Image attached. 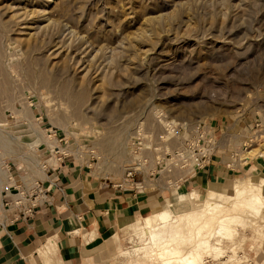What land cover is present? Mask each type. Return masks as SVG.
Returning <instances> with one entry per match:
<instances>
[{"label":"rangeland","instance_id":"rangeland-1","mask_svg":"<svg viewBox=\"0 0 264 264\" xmlns=\"http://www.w3.org/2000/svg\"><path fill=\"white\" fill-rule=\"evenodd\" d=\"M65 87L84 92L80 116ZM0 89L7 90L0 93V128L22 136L19 155L0 165L29 179L45 174L31 172L20 156L32 153L42 165L51 153L44 141L35 150L29 145L34 125L98 178L131 188L129 169L144 171L134 174L139 191L166 190L167 200L152 202L165 205L186 191L170 182L181 172L167 178L157 161L198 122L229 129L222 149L237 156L225 161L241 171L222 186L264 178V168H255L264 157L247 166L243 159L264 148V0H0ZM238 229L251 261L259 245L248 240L252 229ZM136 240L119 231L91 263L119 264V251Z\"/></svg>","mask_w":264,"mask_h":264},{"label":"bare ground","instance_id":"bare-ground-1","mask_svg":"<svg viewBox=\"0 0 264 264\" xmlns=\"http://www.w3.org/2000/svg\"><path fill=\"white\" fill-rule=\"evenodd\" d=\"M74 90L65 87L61 92L71 104L74 116H80L84 92ZM4 92L7 90L0 89V93ZM31 129L29 136L36 138L29 145L35 150L40 141H44L52 157L44 160L45 164L42 165L32 153L23 154L20 158L31 172L38 171L44 175V168L56 164L57 148L60 151L63 149L57 145L56 139L40 133L34 125ZM8 134L7 137L0 128L1 161L6 155L20 153V144L16 140L19 141L22 136ZM114 141L110 140L113 150ZM115 151L117 153V150ZM253 156L264 157V148L260 146L247 151L243 156L245 163L247 164ZM3 165L4 163L0 165V181L8 176L6 163L5 167ZM224 186H209L203 195L199 189L194 188L176 196L173 201L168 199L169 202L165 205L151 203L148 215L126 216V219L115 227L114 234L100 241L101 244L98 243L101 246L95 252L100 251L99 254H102L104 250L112 248L118 232L123 231L135 236L137 240L132 247L119 251V264H207L208 260L216 262L221 258H225L224 261L216 264L247 263L249 258L241 253L242 244L247 237L245 233L241 234L238 228L252 229L248 240L252 245L258 244L261 249L264 244V178L253 181L248 177H237L230 188ZM84 238L85 242H98L95 232L84 235ZM55 249V243L49 239L40 250L46 261L44 264H61L52 261Z\"/></svg>","mask_w":264,"mask_h":264},{"label":"crops","instance_id":"crops-1","mask_svg":"<svg viewBox=\"0 0 264 264\" xmlns=\"http://www.w3.org/2000/svg\"><path fill=\"white\" fill-rule=\"evenodd\" d=\"M215 129L220 138L229 135L225 125H215ZM220 152L222 154H216L205 169L194 176L189 175L181 188L185 191L194 188L203 191L209 186L219 187L234 172L241 171L239 165L235 170L225 161L226 155L231 159L227 148L223 147ZM255 168L261 172L264 160H259ZM41 180L51 188L46 202L31 217L16 218L0 197V264H44L46 261L40 250L49 239L53 240L56 247L51 257L53 262L93 264L92 256L101 255L95 252L101 246L99 242L114 234L115 227L126 216L148 215L153 201L167 200L164 198L166 190L161 188L140 192L98 178L88 163L74 154L64 157L56 169L46 172ZM155 196L160 199L155 200ZM92 232H95L98 242H85L84 235ZM247 263L264 264V244Z\"/></svg>","mask_w":264,"mask_h":264},{"label":"built area","instance_id":"built-area-1","mask_svg":"<svg viewBox=\"0 0 264 264\" xmlns=\"http://www.w3.org/2000/svg\"><path fill=\"white\" fill-rule=\"evenodd\" d=\"M187 134V139L178 148L172 152H167L162 160L157 161V165L161 167L159 173L165 174L167 178H169L173 170L181 172L182 175L179 174L176 179L170 181L176 183L178 188L182 186V182L189 175H196L210 164L212 158L222 150L221 146L224 138H220L217 135V130L212 123L206 122H198L189 126ZM62 141L63 139L59 140V142ZM45 148L48 151L46 146ZM49 155L52 157V153H49ZM55 155L57 159L56 164L52 167L44 168V171L51 172L56 169L57 164L62 162L64 157L71 156L65 150L60 151L58 148ZM236 156L237 154L230 153L231 159H234ZM6 166L8 176L4 182L0 181V197L4 205L14 212L16 218L33 216L36 209L42 203L46 202L47 194L51 186H45L41 179H29L23 175L24 170H13L10 164ZM136 171H141L144 173V176L148 175L142 170L129 169L125 181L129 183H133L134 181L131 187L139 190V183L134 179V174L137 173ZM153 174L151 173L149 176H154ZM124 184L122 183L121 185L124 186Z\"/></svg>","mask_w":264,"mask_h":264}]
</instances>
